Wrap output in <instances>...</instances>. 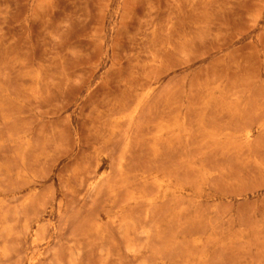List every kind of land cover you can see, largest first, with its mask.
<instances>
[{"label": "rangeland", "instance_id": "rangeland-1", "mask_svg": "<svg viewBox=\"0 0 264 264\" xmlns=\"http://www.w3.org/2000/svg\"><path fill=\"white\" fill-rule=\"evenodd\" d=\"M0 264H264V0H0Z\"/></svg>", "mask_w": 264, "mask_h": 264}]
</instances>
